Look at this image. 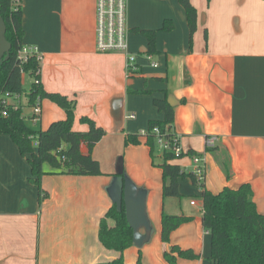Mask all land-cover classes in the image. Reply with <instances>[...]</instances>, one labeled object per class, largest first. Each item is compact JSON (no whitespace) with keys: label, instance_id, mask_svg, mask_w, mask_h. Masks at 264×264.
Returning <instances> with one entry per match:
<instances>
[{"label":"crops","instance_id":"0c3cea01","mask_svg":"<svg viewBox=\"0 0 264 264\" xmlns=\"http://www.w3.org/2000/svg\"><path fill=\"white\" fill-rule=\"evenodd\" d=\"M190 1L198 13L192 40L179 0H128L129 47L140 68L129 78L124 54L96 50V0H21L23 44L38 48L45 91L76 102L74 131L88 132L80 120L89 117L106 134L91 153L100 175L44 168L40 186L32 181L28 157L9 135L0 134V264L118 259L120 253L99 239L100 223L114 205L124 206L134 231L133 246L122 253L125 264H135L140 255L143 264H168L164 254L173 246L199 256L179 258L177 264H213L211 238L202 224V190L185 179L182 198H164L163 160L155 161L145 137L125 145L129 135L165 119L155 100L172 105L171 131L180 136L184 152L205 155V189L219 193L249 184L264 215V0ZM166 20L173 31L162 30ZM140 31L157 32L155 53H149V40ZM149 54L158 67L150 65ZM22 102L30 119L32 108ZM65 118L63 109L44 100L32 124L35 131L46 130ZM209 136L217 140L207 150ZM172 164L192 171L189 155ZM191 200L199 208L193 210ZM164 215L192 220L163 242ZM108 224L115 226L113 220Z\"/></svg>","mask_w":264,"mask_h":264},{"label":"trees","instance_id":"16d2710c","mask_svg":"<svg viewBox=\"0 0 264 264\" xmlns=\"http://www.w3.org/2000/svg\"><path fill=\"white\" fill-rule=\"evenodd\" d=\"M179 2L186 12L192 40L197 31V9L190 0H179ZM0 16L6 25L5 38L11 44L9 59L0 61V134L9 135L21 154L28 157L33 174L32 181L36 185L40 186L45 174V165H48L54 173L100 175V165L93 159L91 153L105 136V130L89 117H82L80 120L82 124L88 125V132L73 130L76 102L59 93L45 91L41 83V65L35 57H30L27 62L20 59V53L25 47L22 6L15 7L13 0H0ZM173 29V22L166 20L162 30L171 32ZM140 32L149 40V53H155L157 32ZM24 74H29L32 78L30 92L26 94V105L33 108L38 102L42 104L44 100H49L65 111V120L52 123L46 130L35 131L26 122L28 118L24 115V106L14 110L13 106L4 105L6 94L11 97L25 94ZM130 92L148 93L132 90ZM154 105L165 114V119L162 122L152 121L149 130L158 127L162 134L168 131L167 137L170 138L175 120L174 109L167 99L155 100ZM4 109L8 114L6 117L3 116ZM140 138L141 135H129L125 145H138L141 143ZM155 140L153 134L146 138V144L150 147L152 156ZM186 155L196 154L189 152L178 158L172 153L163 155V162L159 167L163 172L164 198L180 197L181 181L190 179L202 190L200 196L203 202L202 224L211 238L210 261L213 264H264V215L258 211L253 200L252 187L249 184H243L237 189L224 188L219 193L207 191L204 185L197 184L191 172L172 164L173 161ZM108 220H113L115 226L110 227ZM191 220V217L184 215H164L162 241L169 242L171 234ZM99 239L105 248L120 253L118 259L100 264H125L122 253L133 246L134 231L128 222L124 206L118 209L114 205L108 211L100 223ZM164 258L168 264H177L179 258L194 260L199 259V256L191 250H182L178 246H173L165 252ZM135 264H143L141 255Z\"/></svg>","mask_w":264,"mask_h":264},{"label":"built area","instance_id":"2783aa9c","mask_svg":"<svg viewBox=\"0 0 264 264\" xmlns=\"http://www.w3.org/2000/svg\"><path fill=\"white\" fill-rule=\"evenodd\" d=\"M14 6L21 5V0H13ZM96 50L98 53H121L126 57V73L129 78H133L140 74V68L137 62V55L130 51L129 37L130 28L128 25V0H96ZM30 57H35L38 62H41L42 57L35 46H25L20 53V59L27 62ZM147 59L150 61L152 67H158V63L154 61L153 55H147ZM4 105L13 106L14 110H17L20 106H23V95L11 97L8 94L5 95ZM15 100L14 104H10L9 100ZM7 111L3 110V116H7ZM41 115V104L37 103L32 108V117L30 118L34 122L39 120ZM154 135L160 146V152L172 153L174 156L181 157L186 154L184 152L180 136L173 133L170 138L167 136L169 132L162 134L158 127L147 131H143L140 135L147 138L148 135ZM217 137L209 136L206 138L207 149H212L216 144ZM192 159V171L191 173L195 177L198 185H204L206 180V157L205 155H193Z\"/></svg>","mask_w":264,"mask_h":264},{"label":"rangeland","instance_id":"374dc122","mask_svg":"<svg viewBox=\"0 0 264 264\" xmlns=\"http://www.w3.org/2000/svg\"><path fill=\"white\" fill-rule=\"evenodd\" d=\"M31 84H32V78L30 77V75L24 74L23 75V89L25 91V94L23 95L24 100L26 99V94H28L30 92ZM26 122L32 130H34V128L37 129V126L32 124V123H34L33 120L27 119ZM34 144H35V142H34ZM34 148H35V145H34ZM153 158H155V161L157 163H161V161L163 160V154L160 152V146H159V143L157 140H155V148H154ZM44 168H45V170L50 169V167L48 165H45ZM179 198H182V196H180ZM191 208L193 210L199 208V206L196 203V200H191Z\"/></svg>","mask_w":264,"mask_h":264},{"label":"water","instance_id":"95a60500","mask_svg":"<svg viewBox=\"0 0 264 264\" xmlns=\"http://www.w3.org/2000/svg\"><path fill=\"white\" fill-rule=\"evenodd\" d=\"M5 33H6V25H5L3 18L0 16V61L3 59L8 60L9 55H10V50H11V44L6 40ZM121 208L122 206L118 205V209H121ZM128 222H129V219H128Z\"/></svg>","mask_w":264,"mask_h":264}]
</instances>
